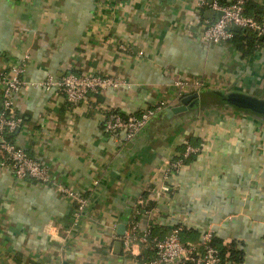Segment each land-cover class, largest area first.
I'll list each match as a JSON object with an SVG mask.
<instances>
[{"label": "crops", "instance_id": "0c3cea01", "mask_svg": "<svg viewBox=\"0 0 264 264\" xmlns=\"http://www.w3.org/2000/svg\"><path fill=\"white\" fill-rule=\"evenodd\" d=\"M217 17L197 0H0V73L23 64L27 82L68 71L120 81L77 104L56 88L12 95L21 118L12 142L49 180L0 167V264H144L153 255L144 234L177 229L201 252L208 225L241 255L219 264H264V120L223 107L214 92L264 99V45L244 56L207 42L203 21ZM184 80L203 86L180 94ZM199 90V107L173 111ZM161 101L132 139L104 131L108 111L133 115ZM188 144L199 152L169 173ZM61 186L88 199L82 214Z\"/></svg>", "mask_w": 264, "mask_h": 264}, {"label": "built area", "instance_id": "2783aa9c", "mask_svg": "<svg viewBox=\"0 0 264 264\" xmlns=\"http://www.w3.org/2000/svg\"><path fill=\"white\" fill-rule=\"evenodd\" d=\"M243 1L236 0L230 5L224 6L216 2L209 5L212 10L221 12V14L213 20L204 19L201 33L207 42H228L232 37L231 29L233 26H239L241 29H252L264 36V17L257 21L252 17L243 15ZM204 3L205 0H197V5L200 8ZM23 66L21 64L14 67L9 74L0 73V167L10 170L18 180L33 179L36 182L44 183L49 180L46 166L4 137V132H13L21 124V118L14 111L12 95L27 85L46 90L56 88L69 103L77 104L86 99L89 94L99 93L109 87H117L120 85V81L108 76L78 74L68 71L60 79L47 75L42 81L27 82L22 78ZM176 84L180 89V94L184 88L193 90L203 86L202 80H184ZM164 108H166V103L161 101L133 115H123L120 112L110 110L103 120V129L112 134L124 132L125 139L130 140L148 124L154 115ZM198 152V147L188 144L185 146L182 155L186 157ZM183 164L181 158L171 160L167 170L169 173H175ZM60 190L73 204L75 215L85 211L88 205V199L85 196L78 194L70 187L61 186ZM211 238L212 231L208 225L206 232L200 238L203 249L199 252L195 245L184 243L180 239L177 229L162 238H152L146 233L139 238V241L151 246L153 255L143 263L180 264L191 261L196 264H219L221 260L217 251L209 244Z\"/></svg>", "mask_w": 264, "mask_h": 264}, {"label": "trees", "instance_id": "16d2710c", "mask_svg": "<svg viewBox=\"0 0 264 264\" xmlns=\"http://www.w3.org/2000/svg\"><path fill=\"white\" fill-rule=\"evenodd\" d=\"M235 1L236 0H216V3L224 6V5H230ZM207 6L209 5L207 4V0H205V3L201 6V9L203 10ZM242 14L248 17H252L257 21H260L264 17V7L256 0H244L242 3ZM231 31H232V37L228 40V42H230L232 46L236 48L244 56L252 55L254 51H256L258 48L264 45V36L259 35L256 31L252 29H242L240 31H236L232 28ZM15 132L16 130H14L13 132H9V131L4 132L5 139L7 141L12 142V137L14 136ZM182 152L176 159L181 158V160L184 163L187 162V160H189V158H191L194 155V154H190L189 156L184 157L182 155ZM216 241L217 240L215 239V237L213 238L212 236L209 244L214 249H216L217 255L219 256L221 261H223L226 253H229L227 257L230 260L237 262L241 259V255L239 256V253H237L235 250L233 249L228 250L225 246L219 245V243H217L218 241L217 242Z\"/></svg>", "mask_w": 264, "mask_h": 264}, {"label": "water", "instance_id": "95a60500", "mask_svg": "<svg viewBox=\"0 0 264 264\" xmlns=\"http://www.w3.org/2000/svg\"><path fill=\"white\" fill-rule=\"evenodd\" d=\"M218 16L221 14V12H217ZM234 30H242L239 26H233ZM202 90H199L198 92H195L193 94H189L182 98V106L178 108H174L173 111H184L188 107L189 108H197L200 106V92ZM221 99L222 106L225 108H231L234 110H238L242 113H246L248 115H251L253 117L261 118L264 120V99L255 97L250 94H246L239 91H228V92H222V91H214ZM118 229V235L122 236L125 232V225L120 224ZM121 243L117 242L115 246H119Z\"/></svg>", "mask_w": 264, "mask_h": 264}]
</instances>
